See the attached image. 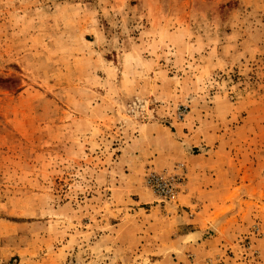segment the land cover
<instances>
[{"label":"rangeland","instance_id":"rangeland-1","mask_svg":"<svg viewBox=\"0 0 264 264\" xmlns=\"http://www.w3.org/2000/svg\"><path fill=\"white\" fill-rule=\"evenodd\" d=\"M0 78V264H264V0H0Z\"/></svg>","mask_w":264,"mask_h":264},{"label":"built area","instance_id":"built-area-1","mask_svg":"<svg viewBox=\"0 0 264 264\" xmlns=\"http://www.w3.org/2000/svg\"><path fill=\"white\" fill-rule=\"evenodd\" d=\"M185 183V172L179 166L177 172H157L149 169L143 177L144 186L153 193L159 204L175 201Z\"/></svg>","mask_w":264,"mask_h":264},{"label":"crops","instance_id":"crops-1","mask_svg":"<svg viewBox=\"0 0 264 264\" xmlns=\"http://www.w3.org/2000/svg\"><path fill=\"white\" fill-rule=\"evenodd\" d=\"M152 128L149 127L148 128V132L151 130ZM145 154H148V151H145L143 150ZM148 156V155H147ZM143 161H145V159L143 158L142 159ZM181 161L184 163V166L186 167L187 169V175L190 176L191 174L194 176L196 175V173L194 172L195 169H194V166H193V163H195L197 161L196 159V156L195 155H191L189 153L188 150H186L185 152V155L184 157L181 159ZM202 171L198 172V177H201L203 176L204 173H202ZM203 178V177H202ZM203 186V185H202ZM186 194L184 196H187V195H194L196 196V193L197 191L199 190V192L202 190V187L199 183L197 184H194V179H193V182H192V179H188V181L186 182ZM161 209H164V208H161ZM164 215V214H163Z\"/></svg>","mask_w":264,"mask_h":264},{"label":"trees","instance_id":"trees-1","mask_svg":"<svg viewBox=\"0 0 264 264\" xmlns=\"http://www.w3.org/2000/svg\"><path fill=\"white\" fill-rule=\"evenodd\" d=\"M7 83V80L0 78V87Z\"/></svg>","mask_w":264,"mask_h":264}]
</instances>
